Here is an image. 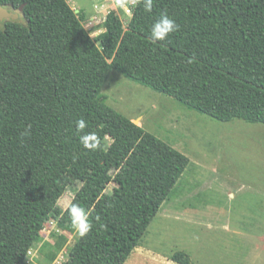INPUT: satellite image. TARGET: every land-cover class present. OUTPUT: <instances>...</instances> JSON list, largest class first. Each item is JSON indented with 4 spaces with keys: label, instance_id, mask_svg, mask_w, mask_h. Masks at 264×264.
I'll list each match as a JSON object with an SVG mask.
<instances>
[{
    "label": "trees",
    "instance_id": "1",
    "mask_svg": "<svg viewBox=\"0 0 264 264\" xmlns=\"http://www.w3.org/2000/svg\"><path fill=\"white\" fill-rule=\"evenodd\" d=\"M134 1L125 26L112 9L92 37L67 0H0L22 7L0 21V264H28L49 219L75 233L72 204L91 230L60 264H123L170 198L189 158L108 107L111 69L217 120L264 123V0H153L151 12ZM162 13L179 27L153 41ZM79 119L97 150L80 143ZM74 182L86 190L62 209ZM53 235L50 261L67 241ZM169 259L195 264L183 250Z\"/></svg>",
    "mask_w": 264,
    "mask_h": 264
},
{
    "label": "rangeland",
    "instance_id": "2",
    "mask_svg": "<svg viewBox=\"0 0 264 264\" xmlns=\"http://www.w3.org/2000/svg\"><path fill=\"white\" fill-rule=\"evenodd\" d=\"M76 1L70 0L69 4L92 37L103 30L102 21L109 10H117L125 26L135 4L134 0L126 2V6H121L122 0H96L98 8L93 17L90 7L93 0ZM101 93L108 107L133 121L137 120L136 124L189 158V164L176 182L170 198L162 203L140 238V245L171 253L188 244L201 242L196 254L201 261V244L205 238L214 241L231 237L221 230L202 228L203 219L209 220L211 215V212H205L203 207L206 206L218 208V215L231 223L245 224L258 218H262L264 223V123L238 118L217 120L125 77L115 69L108 72ZM114 186L113 182L108 183L106 192L110 193ZM79 190H86L81 182L68 185L58 199V205L65 209ZM175 196L178 197V205L183 202L189 204L185 208L189 214L181 212V219L176 220L169 217L170 204L175 201ZM248 227L251 230L248 233H257L253 231L256 226ZM41 234L42 241L35 243L27 254L28 264H60L68 258L69 249L78 238L76 232L58 229L53 219L45 223ZM53 234H64L67 241L54 261H50L47 253L51 248L44 242L53 243ZM239 242L233 253L243 257L250 248ZM218 250L225 251V257L232 255L229 246L218 245ZM214 251L210 248L208 255Z\"/></svg>",
    "mask_w": 264,
    "mask_h": 264
},
{
    "label": "crops",
    "instance_id": "3",
    "mask_svg": "<svg viewBox=\"0 0 264 264\" xmlns=\"http://www.w3.org/2000/svg\"><path fill=\"white\" fill-rule=\"evenodd\" d=\"M67 1L68 3L70 2V0ZM90 7L93 9L92 16L94 17L95 12L97 11L98 8V4L96 3V0L95 1L93 0V2H91ZM77 11L79 12V10ZM106 14L104 15V19ZM177 200L178 197L175 196V201L170 204V208H169L170 219L171 217H174L175 220L181 219V214H180L181 212H184L185 214H189L188 210L185 209L187 208L186 206L189 204L187 202H183L178 205ZM203 208L204 209L206 208L205 212L207 214L211 212V215L209 217V220L207 218L203 219V221L200 224L201 226H203L202 228L203 229L206 228L207 230H213V231L214 229L221 230L223 231L222 232L223 234L231 235V237L229 239L228 238L215 239L214 241H212V239L205 238L206 240H204L201 244L202 245L201 261L198 260L196 256V254L199 251L201 242L193 243V245L188 244L182 247L180 250L186 251L190 255L191 259L195 264H264V255L260 254V253L264 254V228H263L264 223H262V218L256 219L255 222L253 221L245 224H243L242 222L231 223L230 221H226V219L218 215L219 214L218 208L214 209V207L209 208L208 206ZM213 213H215V218L213 217ZM184 221L187 222L186 220ZM246 224L247 226H244ZM248 225L256 226L257 229H254L253 231L257 233L256 234L248 233L249 231H251ZM256 230H260V231H256ZM245 236H247V238ZM251 236L253 237L252 240L248 239ZM238 242L245 247H246L245 244H247L248 247L250 248V251H248L245 254V256L243 253V257L242 256L237 257L233 253L235 252L234 248L238 249ZM213 243H217L218 245H222L223 247L229 246L232 255L225 257L226 255L225 251H219V250L217 251L218 245L214 246ZM210 248H213V250H215L212 255H208ZM171 253L168 252L163 253L150 246L140 245L138 242L137 246L132 250V252L128 256V258L124 261L123 264H178L169 259V255Z\"/></svg>",
    "mask_w": 264,
    "mask_h": 264
},
{
    "label": "clouds",
    "instance_id": "4",
    "mask_svg": "<svg viewBox=\"0 0 264 264\" xmlns=\"http://www.w3.org/2000/svg\"><path fill=\"white\" fill-rule=\"evenodd\" d=\"M144 10L151 12L153 8V0H142ZM121 6H126V0H122ZM176 22L170 18L166 13H162L159 19H157L150 27V34L153 41L164 40L170 33L178 30ZM76 130L82 133L79 136L80 143L89 150H97L100 148V142L94 133L84 132L87 127V123L83 119H79L75 122ZM71 226L74 231L80 236L84 237L90 230L91 224L89 223V214L81 208L79 205L72 204L66 209Z\"/></svg>",
    "mask_w": 264,
    "mask_h": 264
},
{
    "label": "water",
    "instance_id": "5",
    "mask_svg": "<svg viewBox=\"0 0 264 264\" xmlns=\"http://www.w3.org/2000/svg\"><path fill=\"white\" fill-rule=\"evenodd\" d=\"M21 11H22V7H20L18 11H14L0 5V21L4 19L17 21L20 18ZM136 121L137 120H134L133 122L136 123Z\"/></svg>",
    "mask_w": 264,
    "mask_h": 264
},
{
    "label": "built area",
    "instance_id": "6",
    "mask_svg": "<svg viewBox=\"0 0 264 264\" xmlns=\"http://www.w3.org/2000/svg\"><path fill=\"white\" fill-rule=\"evenodd\" d=\"M129 11V10H128Z\"/></svg>",
    "mask_w": 264,
    "mask_h": 264
}]
</instances>
